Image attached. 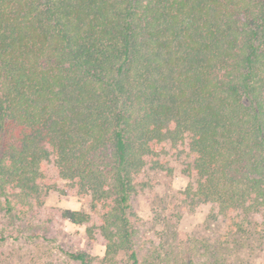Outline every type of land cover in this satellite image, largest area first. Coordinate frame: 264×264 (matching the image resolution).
<instances>
[{"label":"trees","instance_id":"trees-1","mask_svg":"<svg viewBox=\"0 0 264 264\" xmlns=\"http://www.w3.org/2000/svg\"><path fill=\"white\" fill-rule=\"evenodd\" d=\"M171 159L191 179L171 190L178 213L211 204L224 227L183 239L166 226L141 246L133 197L146 171L172 176ZM58 181L88 203L60 216L104 241L100 264H254L264 0H0V215L30 220Z\"/></svg>","mask_w":264,"mask_h":264},{"label":"rangeland","instance_id":"rangeland-1","mask_svg":"<svg viewBox=\"0 0 264 264\" xmlns=\"http://www.w3.org/2000/svg\"><path fill=\"white\" fill-rule=\"evenodd\" d=\"M172 176L146 171L142 177L145 186L133 197V206L138 216L146 223L138 228L137 240L141 246L157 245L162 240L164 227L178 228L180 238H213L222 232L224 222L210 223L208 216L211 204H201L195 211L179 212L178 203L173 201L171 190H183L191 179L181 171L182 166L171 159ZM64 181H58L59 189L52 191L44 204L36 210L30 220L11 224L0 215V264H77L67 252L84 250L93 254V263L100 264L105 257L106 245L103 240L91 242L87 237V225L77 224L60 216V210L87 211L88 203L61 193ZM181 214L180 218L177 215ZM40 235L35 237V235ZM187 234V235H186ZM162 236V235H161ZM165 237V236H164ZM163 237V238H164ZM180 243V242H179ZM254 255V264H264V247ZM119 264L122 263V256Z\"/></svg>","mask_w":264,"mask_h":264}]
</instances>
